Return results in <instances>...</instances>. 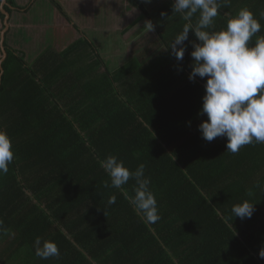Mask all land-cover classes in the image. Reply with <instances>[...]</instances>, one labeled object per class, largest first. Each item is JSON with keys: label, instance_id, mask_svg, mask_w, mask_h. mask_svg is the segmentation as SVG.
Masks as SVG:
<instances>
[{"label": "trees", "instance_id": "obj_1", "mask_svg": "<svg viewBox=\"0 0 264 264\" xmlns=\"http://www.w3.org/2000/svg\"><path fill=\"white\" fill-rule=\"evenodd\" d=\"M7 1L8 12L19 9ZM129 1L164 23L161 33L187 23L173 15L172 0L152 13L142 0ZM221 4L215 30L246 7L264 35V0ZM8 34L0 131L15 158L0 176V264H264V144L232 154L227 138H202L198 125L207 117L195 102L206 78L189 80V54L177 61L167 48L161 68L149 61L110 70L86 36L32 61ZM109 155L131 170L145 165L157 222L145 223L120 190L104 186L110 179L98 160ZM134 183L124 186L130 195ZM245 200L255 204L253 216L235 218L232 206ZM37 237L54 241L60 257H36Z\"/></svg>", "mask_w": 264, "mask_h": 264}, {"label": "clouds", "instance_id": "obj_2", "mask_svg": "<svg viewBox=\"0 0 264 264\" xmlns=\"http://www.w3.org/2000/svg\"><path fill=\"white\" fill-rule=\"evenodd\" d=\"M151 3V0H146ZM222 7L221 0H173V15L180 14L187 23L172 41L171 49L177 61H182L187 49L186 41L193 48L189 80L205 79L204 95L199 116L207 119L198 125L202 138L208 142L217 137L227 138L226 152L236 154L246 145L264 144V35L257 36L262 25L248 8H241L229 15L226 27L215 30V21ZM198 18L192 23V18ZM162 17L167 14L162 12ZM169 18V17H167ZM264 19V11L260 12ZM144 27L154 31V24L146 20ZM190 32L195 40L189 41ZM255 38V39H254ZM15 153L12 140L5 131H0V176L9 172ZM100 167L110 179L105 187L121 191L125 200L145 223L160 219L158 202L150 188L151 180L145 175V165L135 170L125 166L115 155L98 160ZM134 181L132 195L124 188ZM116 202L115 196L108 201ZM255 204L245 200L232 206L231 213L240 219L251 218ZM35 256L40 259L60 257L54 241L40 237L35 240ZM264 259V247L259 251Z\"/></svg>", "mask_w": 264, "mask_h": 264}, {"label": "crops", "instance_id": "obj_3", "mask_svg": "<svg viewBox=\"0 0 264 264\" xmlns=\"http://www.w3.org/2000/svg\"><path fill=\"white\" fill-rule=\"evenodd\" d=\"M15 1L19 9L11 7L13 11L12 14L9 12L11 15L9 20L10 30L11 26H40L26 23L22 18L23 15L28 14L35 7L38 0ZM142 1L149 12L152 13L165 0H151V3H147L146 0ZM45 3L49 4L50 7L56 6V8L54 7L56 13L53 15L57 16L55 19L57 23H54V20L51 21V19L49 22L41 21V26H53L54 24L65 28L70 26V30L75 33L74 41L84 36L88 37L96 45L110 70H116L131 63L138 66L148 65L149 61L151 62L149 64L151 69L156 61L155 68H161L164 60L163 56L170 54L167 49L168 46L171 45L175 36L183 29V26H178L177 29H173V26H165L168 31L164 32L162 29L163 32L161 33L158 30L161 29L164 23L156 25L153 23L155 26L154 31L149 32L144 27V24L146 20L151 19L149 16L143 15L142 11L129 0H44V5ZM7 6H9L8 1L6 4H2V0H0V33L6 22V17L2 10H6ZM1 15H4V17L2 18ZM61 17H63V20H59V18L62 19ZM15 19L16 21L14 22ZM10 30L8 39L10 38V32L13 33L14 31ZM162 34L168 37V41L163 39ZM189 37L195 40L191 32ZM185 43L187 45L185 55L189 54L188 61L190 63L188 64L191 68L192 57L190 52L193 51V48L189 42L186 41ZM50 46L55 47L54 43ZM64 48L62 46L55 47L59 51ZM22 51L27 54V59L32 61L40 53L44 52L41 51L35 57H30L25 50ZM198 82L200 83V81ZM187 93L189 96H195L192 91ZM195 103L199 107L202 105V101Z\"/></svg>", "mask_w": 264, "mask_h": 264}, {"label": "rangeland", "instance_id": "obj_4", "mask_svg": "<svg viewBox=\"0 0 264 264\" xmlns=\"http://www.w3.org/2000/svg\"><path fill=\"white\" fill-rule=\"evenodd\" d=\"M54 7L56 8V6ZM54 7H50L47 3L44 5V0H38L35 7L28 14L23 15L22 18L26 23L40 26H11V30L14 31L13 33L10 32V38L7 39L8 44L14 48L25 50L30 57H35L41 51H45L52 43L55 47L62 46V48L72 43L75 39V33L70 30V26H67L68 28L58 24L41 26V21L49 22L51 19V21L54 20V23H57L55 20L57 16H54V13H56ZM61 18L59 20H63V17Z\"/></svg>", "mask_w": 264, "mask_h": 264}, {"label": "water", "instance_id": "obj_5", "mask_svg": "<svg viewBox=\"0 0 264 264\" xmlns=\"http://www.w3.org/2000/svg\"><path fill=\"white\" fill-rule=\"evenodd\" d=\"M6 2H7V0H2V4H6ZM2 12L5 14L6 22H5V26L3 27V29L0 33V73H1V76L3 75V62L7 58L5 41H6L7 33L10 30L9 20L11 17L10 13L7 12L6 10H2ZM0 81H1V78H0Z\"/></svg>", "mask_w": 264, "mask_h": 264}]
</instances>
